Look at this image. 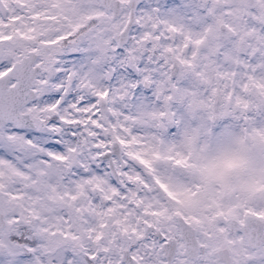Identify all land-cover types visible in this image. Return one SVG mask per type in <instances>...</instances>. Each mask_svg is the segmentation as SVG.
Listing matches in <instances>:
<instances>
[{"label":"snow or ice","instance_id":"obj_1","mask_svg":"<svg viewBox=\"0 0 264 264\" xmlns=\"http://www.w3.org/2000/svg\"><path fill=\"white\" fill-rule=\"evenodd\" d=\"M33 12L66 23L0 31V264H264V205L193 231L148 174L187 156L264 197V0Z\"/></svg>","mask_w":264,"mask_h":264},{"label":"rangeland","instance_id":"obj_2","mask_svg":"<svg viewBox=\"0 0 264 264\" xmlns=\"http://www.w3.org/2000/svg\"><path fill=\"white\" fill-rule=\"evenodd\" d=\"M52 0H3L6 7L0 20H8L7 26L0 24V31L12 32L15 35L27 30L30 37L43 38L54 31H59L61 23L57 17H50L47 12L38 15L34 8L51 3ZM190 155V153H189ZM169 164L167 159L153 161L161 166L153 168L148 174L157 180L153 191L152 204L159 210L160 219L165 223L180 215L194 229L213 230L216 222L228 223L235 219L236 212L245 204L264 205L258 189L249 191L239 177L217 180L213 175H203L195 161ZM254 171V170H253ZM170 213V215H169Z\"/></svg>","mask_w":264,"mask_h":264},{"label":"water","instance_id":"obj_3","mask_svg":"<svg viewBox=\"0 0 264 264\" xmlns=\"http://www.w3.org/2000/svg\"><path fill=\"white\" fill-rule=\"evenodd\" d=\"M5 12H6V7H5V5H4L3 3H0V14H1V15H4ZM175 217H179V218H181V219L183 220L184 224H185L187 227H190V228L194 231L193 227H192L188 222H186V221L182 218V216H180V215H175ZM231 220H234V219H233V218H230V219L228 220V222H230Z\"/></svg>","mask_w":264,"mask_h":264}]
</instances>
